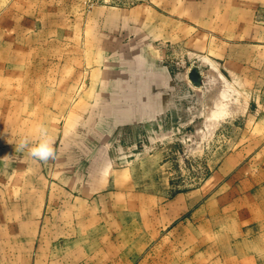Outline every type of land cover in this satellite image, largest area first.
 <instances>
[{
  "label": "crops",
  "instance_id": "obj_1",
  "mask_svg": "<svg viewBox=\"0 0 264 264\" xmlns=\"http://www.w3.org/2000/svg\"><path fill=\"white\" fill-rule=\"evenodd\" d=\"M146 2L129 16L109 18L113 33L130 26L136 53L131 85L115 84L114 93L83 98L90 102L77 113L82 122L67 109V139L55 163L47 167L28 154L31 146L21 148L23 135L3 144L8 154L0 177L18 181L19 188L0 189V264H137L157 251L168 264L176 257L178 264H264L263 186L250 187L227 206L212 197L209 211L201 190L177 192L156 207L132 187V170L118 164L110 137L149 125L160 115L159 105L162 115L169 114L173 68H218L227 79L221 76L226 98L230 84L232 110L238 92L245 115L261 122L246 132L262 137L241 140L227 162L264 165V0ZM173 53L179 55L175 64ZM66 96L75 101L74 90ZM16 165L19 172L11 171ZM156 208L160 220L151 223ZM192 210L195 220L182 219ZM140 211L144 221L135 220ZM208 213L210 220H204ZM152 230L164 234L162 244L149 237Z\"/></svg>",
  "mask_w": 264,
  "mask_h": 264
},
{
  "label": "rangeland",
  "instance_id": "obj_2",
  "mask_svg": "<svg viewBox=\"0 0 264 264\" xmlns=\"http://www.w3.org/2000/svg\"><path fill=\"white\" fill-rule=\"evenodd\" d=\"M140 3L147 2L0 0V174L6 171L4 154L8 150L2 148L6 140L19 141L23 135L28 146H33L32 142L41 139L43 127L55 153L54 158L46 161L49 167L55 163L59 147L67 139L66 122L70 118L66 116L67 109L71 107L74 111L76 123L82 122L77 113H82L90 102L84 103L83 98L104 91L114 93L115 84L131 85L136 53L130 47V26L119 27L118 34L113 33L114 23L109 18L129 16ZM171 55L175 64L179 55ZM200 71L204 87L191 82L189 68H173L169 114L162 115L163 107L159 105L160 115L149 125L110 136L115 142L112 151L118 164L132 170V187L148 195L149 204L154 202L156 207L163 198L177 192L201 190L205 194L203 204L209 211L212 197L227 206L236 197L250 192V187H264V165L227 162L240 151L237 144L241 140L262 137L246 132L248 127L261 122L249 113L245 115L244 100H239L238 92L235 93L236 109L232 110L230 84L226 98L221 77L224 75L218 68H212L215 74L209 68ZM73 90L75 101L66 96ZM20 114L26 116L20 118ZM11 171L19 172L17 165ZM254 172L260 174L251 181L244 180V175L249 178ZM1 179L0 189L18 190V181ZM8 213L6 210L4 215ZM209 214L204 215V220H210ZM146 216L140 211L135 214V220L144 221ZM195 218L192 210L182 219ZM149 220L151 223L160 220L158 208L149 215ZM163 235L152 230L149 237L160 245ZM158 252L149 262L144 256L137 264H168ZM178 263L176 257L171 264Z\"/></svg>",
  "mask_w": 264,
  "mask_h": 264
},
{
  "label": "clouds",
  "instance_id": "obj_3",
  "mask_svg": "<svg viewBox=\"0 0 264 264\" xmlns=\"http://www.w3.org/2000/svg\"><path fill=\"white\" fill-rule=\"evenodd\" d=\"M40 136H41V139L39 140V142L29 148V153L33 158L46 162L50 158H54L55 153L47 137V132L43 127H41L40 129ZM27 146H28V142L26 140L21 141V144H20L21 148H24Z\"/></svg>",
  "mask_w": 264,
  "mask_h": 264
},
{
  "label": "water",
  "instance_id": "obj_4",
  "mask_svg": "<svg viewBox=\"0 0 264 264\" xmlns=\"http://www.w3.org/2000/svg\"><path fill=\"white\" fill-rule=\"evenodd\" d=\"M189 78L194 85L204 87V81L201 75L200 68L193 67L189 72Z\"/></svg>",
  "mask_w": 264,
  "mask_h": 264
},
{
  "label": "bare ground",
  "instance_id": "obj_5",
  "mask_svg": "<svg viewBox=\"0 0 264 264\" xmlns=\"http://www.w3.org/2000/svg\"><path fill=\"white\" fill-rule=\"evenodd\" d=\"M225 84V83H224Z\"/></svg>",
  "mask_w": 264,
  "mask_h": 264
}]
</instances>
